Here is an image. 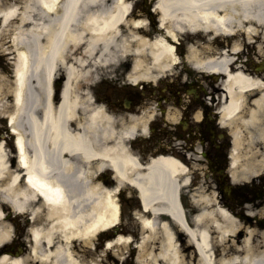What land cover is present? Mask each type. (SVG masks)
I'll return each mask as SVG.
<instances>
[{"label": "bare ground", "instance_id": "obj_1", "mask_svg": "<svg viewBox=\"0 0 264 264\" xmlns=\"http://www.w3.org/2000/svg\"><path fill=\"white\" fill-rule=\"evenodd\" d=\"M36 1L46 13L51 10L50 19L40 14L41 20H34L29 5H24L23 10L15 4L0 7L2 26L18 19L17 24L7 26L11 27L9 39L16 50L14 105L9 121L14 128L18 160L16 168L9 166L6 149L0 142V264H97L95 257L87 259L88 254L77 251L72 242L79 239L89 243L100 229L113 225L118 206L114 190L89 183L92 173L86 164L90 160L96 161L98 171L111 166L119 181L131 172L142 205L153 214L142 221L149 233L137 243L141 261L144 255L150 258L148 264H264V218H255L261 224L244 226L221 205L203 197L194 201L200 205L193 219L195 226L185 225L176 203L175 176L178 174L186 183V167L163 156L139 168L123 145L108 147L99 143L108 133L104 112L98 106L88 107L89 96L81 101L73 91L77 80L94 75L90 67L80 65L85 59L100 62L118 53L132 58L131 67L137 74L155 76L169 70L170 63L176 60L172 41L183 32L191 42L187 46L188 58L194 60L196 69L224 71L232 63V52L222 51L221 42L216 40L258 34L264 37V0H155L160 28L152 34L136 20L135 27L141 34L129 31L126 37L118 32L130 8L126 1L112 0L111 7L97 11L87 9L94 0ZM201 40L204 43L199 44ZM74 45L82 48V57L74 58L77 65L65 59L70 53L68 48ZM238 46L239 41L233 42L231 50ZM202 47H215V51L196 56L193 52ZM58 68L65 73V82L59 104L53 107L49 84ZM235 80L242 82V74H229L227 81ZM32 85L43 98H37ZM259 100H264V95ZM37 106L42 110L40 117L32 113ZM238 107L239 100L232 97L225 111L232 115ZM76 108H81L85 116L74 132L70 122ZM254 121L252 115L245 122ZM234 148L232 166L236 167L240 155ZM37 199L45 209V222L28 228L29 255L8 254L9 245L2 246L10 237L3 205L8 204L13 212L29 211L30 219L38 214ZM208 203L213 204L206 206ZM161 212L183 226L194 250L179 245L165 224L161 225L163 236L157 248L145 247L156 230L155 217ZM130 241L128 236L118 235L106 241V247Z\"/></svg>", "mask_w": 264, "mask_h": 264}, {"label": "flooded vegetation", "instance_id": "obj_2", "mask_svg": "<svg viewBox=\"0 0 264 264\" xmlns=\"http://www.w3.org/2000/svg\"><path fill=\"white\" fill-rule=\"evenodd\" d=\"M138 2L131 12L133 18L140 15L139 5L143 8L146 3L145 0ZM87 9L93 10L95 7ZM146 10L149 11L146 8L144 12ZM216 41L221 42L222 51L232 52L228 71L242 73L245 77L244 86L236 82L228 83L225 72L196 70L194 64L186 59V46L180 45L178 54L181 61L166 73L145 79L141 74L131 72L129 62H125L117 68L104 70L82 91H88L91 103L99 104L108 117L109 133L105 143L109 146L122 143L128 152L136 155L140 163L153 155L164 153L186 157L192 171L197 168L189 186L179 192L189 219L193 213L189 203L193 193L191 190L196 189L201 182L204 190L210 195L214 193L216 200L226 209L243 220H250L255 212L264 208V166L255 167L253 171L231 169L232 136L239 129L257 130L261 126L236 128L223 109L231 95L235 94L242 99L239 114H247L249 109L264 113V103L262 107L256 104L264 92V40L260 35L249 38L244 35L238 39ZM236 41H239L238 48L231 50ZM201 42L204 43L203 40ZM214 51L215 47H210L209 52ZM13 58L11 48L0 50V73L6 77L13 75ZM59 85L55 79L52 86V102L55 105L58 104ZM5 104L6 111L0 112V139L12 142L13 129L8 126V112L12 110L10 94ZM35 112L42 114L40 108H36ZM78 115L81 116L80 113ZM73 128L77 129V123L74 122ZM257 147L256 155L264 158L262 143ZM10 152L14 157L16 148L12 147ZM15 161L14 157L13 163ZM91 181L96 185L101 181L111 186L117 179L110 171L100 174L94 172ZM117 193L132 223L131 238L138 239L146 230L138 223V215L149 213L142 209L137 188L130 181H122ZM162 219L167 220L174 235L181 236L184 242L186 238L179 226L168 215H161L159 222ZM104 238L105 233L102 232L94 237L92 245L83 240H74L72 246L77 251H85L88 254L86 257H89L92 250H103Z\"/></svg>", "mask_w": 264, "mask_h": 264}, {"label": "rangeland", "instance_id": "obj_3", "mask_svg": "<svg viewBox=\"0 0 264 264\" xmlns=\"http://www.w3.org/2000/svg\"><path fill=\"white\" fill-rule=\"evenodd\" d=\"M9 4H15L17 6L19 5L20 9H23L24 5L32 4V7L35 9V12H37L39 10V6H37V3H36L35 0H0V7H6ZM17 23H18V19H14V20L10 21L8 25L17 24ZM8 25H6L4 27L0 23V45L1 46L11 42V40L9 39L11 27L10 26L7 27ZM154 33H156V32H153V34ZM116 57H118V56H116ZM118 59H120V58H118ZM109 67L112 68L113 66H109ZM102 69H104V68H101L99 66H95L93 70L96 73L97 70H102ZM7 82H8V80H4L3 77L1 78V76H0V90L3 89V86H8L9 89L12 88L14 83H11L12 81L10 80L9 81V85H8ZM10 84H11V87H10ZM87 85L88 84H86V85H81L80 84L79 86H81L82 88H85ZM4 96H5L4 94L0 93V104H2V101H4ZM248 140H251V139L249 137H247V141ZM187 175H190V172H187ZM195 192H196V196H195L196 200H197V198H203V196L205 195V192H203L201 190V186H198L197 189L195 190ZM3 208L6 211V219H5V221H7L9 223V226H10V230H9L10 237L6 241L3 242L2 246L8 244L9 245V248H7L8 254L13 255L15 257H18L19 255L22 254V253H20L18 251V248H19V245H20L19 241H21V238L25 237V241L28 243V241H27L28 237H29L28 228L30 226H32L33 223H35V221L33 222V221H30V220L26 219V217H27L26 215L28 213L25 215V213H18V212L11 211L10 210V206H8V204H6V203L3 205ZM197 210L198 209H196V211ZM257 213H258L259 217H264V211L257 212ZM43 216H40L39 219L40 220H44ZM122 226L127 228V230H126L127 232L123 233L124 236H127L128 233H129V230H128V228H129V220L127 219V217L125 218L124 223H123ZM131 244H132V242L123 243V244H114V246L112 248H106L107 251L103 252V255L100 256L101 259H102L100 261L101 262H105V264H118L119 260L116 259V256L120 255V256H123V260H126V262L124 264H132L131 260L127 259L126 256H125L130 250H132L131 249ZM145 247H148L147 249H151V250L152 249L154 250V248H157L155 240L153 239V240L147 241L146 244H145ZM27 255H29V253H27ZM141 259L143 261L142 264L150 263L149 262L150 258H146L145 259L144 255L141 256ZM96 260L99 261V259H97V258H96ZM32 261H34V259ZM160 263L164 264L163 261H160ZM31 264H36V263H31Z\"/></svg>", "mask_w": 264, "mask_h": 264}]
</instances>
